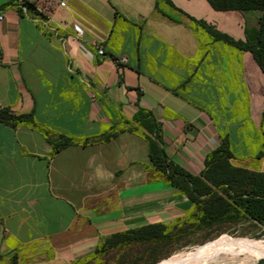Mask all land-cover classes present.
<instances>
[{
	"label": "crops",
	"instance_id": "1",
	"mask_svg": "<svg viewBox=\"0 0 264 264\" xmlns=\"http://www.w3.org/2000/svg\"><path fill=\"white\" fill-rule=\"evenodd\" d=\"M21 1L0 0V108L32 112L37 128L0 124V264H80L116 234L193 213L153 167L139 112L153 118L168 159L193 176L223 135L234 165L264 173V153L245 133L247 123L264 128L261 71L248 52L227 65L214 53L221 63L209 74L202 65V39L224 43L201 22L243 40L242 12L206 0ZM231 69L235 83L218 80ZM221 93L233 94L223 123L210 111L222 108ZM242 100L245 117L233 111ZM58 135L75 143L52 154L47 138Z\"/></svg>",
	"mask_w": 264,
	"mask_h": 264
},
{
	"label": "trees",
	"instance_id": "2",
	"mask_svg": "<svg viewBox=\"0 0 264 264\" xmlns=\"http://www.w3.org/2000/svg\"><path fill=\"white\" fill-rule=\"evenodd\" d=\"M206 1L214 11L218 12H260L256 29L247 32L243 40H235L206 27L203 22L201 24L214 41L222 42L239 52H248L251 55L263 75L264 90V0ZM26 7L32 9L33 6L27 4ZM135 119L142 121L151 135L146 136V141L153 167L164 176L171 187L192 201L195 212H201V215L196 217L200 225H210L231 219L238 221L244 218L264 225V173L231 165L233 154L227 135L221 136L218 147L206 156L203 171L198 176H193L168 159L157 132L158 127L149 113L139 112ZM0 124L12 129L20 125L37 128L32 112L14 114L8 107L0 108ZM114 134L110 133L104 140H109ZM47 140L51 144L52 154L75 143L71 138L63 135H58L54 140L49 138ZM89 141L86 139L82 143ZM166 229V225L158 223L116 234L107 239L96 250L93 257H100L129 240L154 243L171 239L173 236ZM127 235L128 240L124 239Z\"/></svg>",
	"mask_w": 264,
	"mask_h": 264
},
{
	"label": "rangeland",
	"instance_id": "3",
	"mask_svg": "<svg viewBox=\"0 0 264 264\" xmlns=\"http://www.w3.org/2000/svg\"><path fill=\"white\" fill-rule=\"evenodd\" d=\"M242 13L243 18L246 20V24H243L246 29L245 31L249 32L255 29L257 27V19L260 12L248 11ZM210 41L211 39L208 37L202 39V53H207L206 59L202 61V65L206 67L204 71H207V74H209L214 64L219 65L221 63V60H213L211 56L214 53L218 55L226 54V59L223 60V63L227 65L232 62L231 58H227V56L239 52L221 43H218L214 49V44H212V42L210 44H205ZM236 79L238 78L233 70L230 72L229 76L223 75L221 78H218V80L232 81L234 83ZM231 95L233 94H219L220 99L218 103L222 108L219 110L210 108L211 113L217 117V120L221 123L226 121V113L231 112V106L228 100V97ZM236 96L235 94L234 97ZM247 107L246 100H242L233 105V111L238 113L239 117H245L247 114ZM261 114L264 121V111L261 112ZM221 127L223 129L226 128L225 125ZM245 133L247 135V141L250 144V150L252 152H257V156H259V154L262 155L264 153L262 151L264 144V137L262 134L264 133V128H255L253 124L247 123L245 126ZM232 160L233 159L230 161L231 165L238 168L239 166L234 165L236 163L232 162ZM200 215V211L195 212L194 210L186 219L166 225V230L173 236L171 239L154 243L129 240L100 257L90 258L80 264H153L154 262H156L155 264H182L186 259L194 255L215 252L216 250H218L220 254L226 256L227 260H210L199 264H264V253H259V250L263 249L264 246L263 224L244 218L238 221L231 219L210 225H200L196 218ZM128 237L127 235L124 239L128 240ZM244 241L246 243H244ZM219 245L222 246L218 247ZM250 245L253 246L250 247ZM247 256L251 257L247 259L245 258ZM227 257L233 258L234 260H228Z\"/></svg>",
	"mask_w": 264,
	"mask_h": 264
},
{
	"label": "bare ground",
	"instance_id": "4",
	"mask_svg": "<svg viewBox=\"0 0 264 264\" xmlns=\"http://www.w3.org/2000/svg\"><path fill=\"white\" fill-rule=\"evenodd\" d=\"M258 241V240H257ZM250 242V241H249ZM238 243V242H236ZM244 243H246L244 241ZM248 244V242H247ZM223 245V244H222ZM222 245H219L218 247L222 246ZM226 245V244H225ZM242 245V244H241ZM235 246V245H234ZM247 246V245H245ZM253 246V245H250V247ZM244 247V246H243ZM256 247V246H255ZM232 248V247H231ZM262 248V247H261ZM215 249V247H214ZM230 249V248H229ZM239 249V248H238ZM255 251V250H254ZM259 253H264V246H263V249H260L259 250ZM251 254V253H250ZM258 255V254H256ZM255 255V256H256ZM254 256V257H255ZM251 256H247L245 258L249 259ZM228 260H234L233 258H229L227 257ZM210 260H222V261H225L227 260L226 259V256L220 254V252L218 250H216L215 252H209V253H202V254H197V255H194L188 259H186L182 264H199L201 262H206V261H210ZM228 262V261H227ZM244 262V261H243ZM246 262V261H245Z\"/></svg>",
	"mask_w": 264,
	"mask_h": 264
},
{
	"label": "built area",
	"instance_id": "5",
	"mask_svg": "<svg viewBox=\"0 0 264 264\" xmlns=\"http://www.w3.org/2000/svg\"><path fill=\"white\" fill-rule=\"evenodd\" d=\"M20 1H21V0H20ZM21 2H22V1H21ZM63 4H64V2L61 3V5H63ZM2 19H3V15H2V13L0 12V21H1ZM93 47L95 48V50H96V54H97L98 56H100V57H104V56H105L104 50H103V48H102V46H101L100 43H98V42H94V43H93ZM119 62H121V63H125V62H126V58H124V57L120 58Z\"/></svg>",
	"mask_w": 264,
	"mask_h": 264
}]
</instances>
